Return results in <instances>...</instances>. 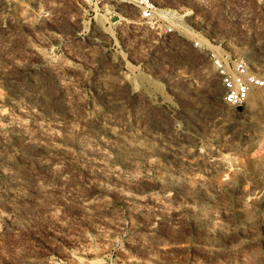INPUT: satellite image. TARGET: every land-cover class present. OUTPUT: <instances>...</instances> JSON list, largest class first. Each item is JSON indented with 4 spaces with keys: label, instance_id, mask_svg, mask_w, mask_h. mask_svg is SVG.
I'll list each match as a JSON object with an SVG mask.
<instances>
[{
    "label": "rangeland",
    "instance_id": "1",
    "mask_svg": "<svg viewBox=\"0 0 264 264\" xmlns=\"http://www.w3.org/2000/svg\"><path fill=\"white\" fill-rule=\"evenodd\" d=\"M156 2L0 0V264H264V0Z\"/></svg>",
    "mask_w": 264,
    "mask_h": 264
},
{
    "label": "built area",
    "instance_id": "2",
    "mask_svg": "<svg viewBox=\"0 0 264 264\" xmlns=\"http://www.w3.org/2000/svg\"><path fill=\"white\" fill-rule=\"evenodd\" d=\"M130 2L138 17L147 22H154L160 17L156 0H126ZM169 31V25L163 26ZM196 45L197 41H193ZM207 59L214 70L221 88V101L231 106L241 105L249 91L264 84L263 79L251 71L246 62L238 56H231L220 47L207 49Z\"/></svg>",
    "mask_w": 264,
    "mask_h": 264
}]
</instances>
